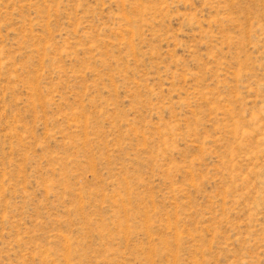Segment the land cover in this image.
Wrapping results in <instances>:
<instances>
[{
	"label": "rangeland",
	"instance_id": "1",
	"mask_svg": "<svg viewBox=\"0 0 264 264\" xmlns=\"http://www.w3.org/2000/svg\"><path fill=\"white\" fill-rule=\"evenodd\" d=\"M0 264H264V0H0Z\"/></svg>",
	"mask_w": 264,
	"mask_h": 264
}]
</instances>
